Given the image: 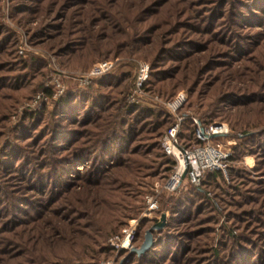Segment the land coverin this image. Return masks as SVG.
I'll return each mask as SVG.
<instances>
[{
	"label": "rangeland",
	"instance_id": "374dc122",
	"mask_svg": "<svg viewBox=\"0 0 264 264\" xmlns=\"http://www.w3.org/2000/svg\"><path fill=\"white\" fill-rule=\"evenodd\" d=\"M180 93L228 160L169 190ZM0 264H264V0H0Z\"/></svg>",
	"mask_w": 264,
	"mask_h": 264
},
{
	"label": "built area",
	"instance_id": "2783aa9c",
	"mask_svg": "<svg viewBox=\"0 0 264 264\" xmlns=\"http://www.w3.org/2000/svg\"><path fill=\"white\" fill-rule=\"evenodd\" d=\"M113 62L110 60L99 61L89 70L88 76L98 77L111 70ZM148 65L140 63L137 68L136 85L140 86L147 76ZM184 101L182 93L167 102V109L175 118L174 123L167 129L162 139L164 153L174 160L172 174L165 187L169 190L176 188L181 182L197 185L207 171H225L227 167L228 151L220 143L214 142L219 136L228 133L225 123H211L203 126L198 119L193 118L195 124L194 135L197 144L185 147L179 141L181 122L184 119L179 115V109ZM185 176L181 179L182 173Z\"/></svg>",
	"mask_w": 264,
	"mask_h": 264
},
{
	"label": "trees",
	"instance_id": "16d2710c",
	"mask_svg": "<svg viewBox=\"0 0 264 264\" xmlns=\"http://www.w3.org/2000/svg\"><path fill=\"white\" fill-rule=\"evenodd\" d=\"M202 125H204V123H202ZM194 127H195V124H194L193 120L190 121L188 127H182L181 132H184V129H185V130H190V134H191V137H186V136H180L179 135V141H180V143L183 146L192 147L193 145L197 144L198 141H197V139L195 138V135H194ZM164 155L167 156L165 153H164ZM167 157H168V162H170V164L174 165V160L171 157H169V156H167ZM210 173L211 174H217V173H219V171H207L205 173V175L206 174H210Z\"/></svg>",
	"mask_w": 264,
	"mask_h": 264
},
{
	"label": "water",
	"instance_id": "95a60500",
	"mask_svg": "<svg viewBox=\"0 0 264 264\" xmlns=\"http://www.w3.org/2000/svg\"><path fill=\"white\" fill-rule=\"evenodd\" d=\"M184 176H185V171L182 173V175H181V179H183ZM158 226H161V225H157V227H158ZM152 229H153V228H152ZM149 244H150V232L148 231L147 234H146L145 242H144V244H143V246H142V250H145V249L149 246Z\"/></svg>",
	"mask_w": 264,
	"mask_h": 264
}]
</instances>
